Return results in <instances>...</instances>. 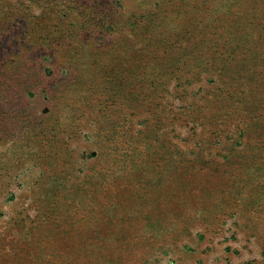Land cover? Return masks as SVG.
Wrapping results in <instances>:
<instances>
[{
	"label": "rangeland",
	"instance_id": "1",
	"mask_svg": "<svg viewBox=\"0 0 264 264\" xmlns=\"http://www.w3.org/2000/svg\"><path fill=\"white\" fill-rule=\"evenodd\" d=\"M0 264H264V0H0Z\"/></svg>",
	"mask_w": 264,
	"mask_h": 264
}]
</instances>
